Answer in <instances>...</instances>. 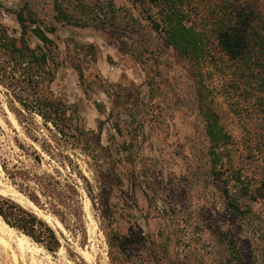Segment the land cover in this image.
I'll return each mask as SVG.
<instances>
[{
  "label": "rangeland",
  "instance_id": "obj_1",
  "mask_svg": "<svg viewBox=\"0 0 264 264\" xmlns=\"http://www.w3.org/2000/svg\"><path fill=\"white\" fill-rule=\"evenodd\" d=\"M25 1L42 26L55 28L41 90L66 117L54 127L25 113L0 82V196L43 221L57 244L50 251L8 225L27 250L0 264H264V203L242 197L238 216L227 209L194 68L153 29L156 9L145 0L65 1L68 12L93 18L74 25L55 19L53 0ZM28 42L42 45L31 33ZM215 109L234 131L221 98ZM16 160L32 174L73 182V214L60 220L19 192L1 167Z\"/></svg>",
  "mask_w": 264,
  "mask_h": 264
},
{
  "label": "trees",
  "instance_id": "obj_2",
  "mask_svg": "<svg viewBox=\"0 0 264 264\" xmlns=\"http://www.w3.org/2000/svg\"><path fill=\"white\" fill-rule=\"evenodd\" d=\"M7 1L0 0V82L11 90L12 100L22 111L37 114L56 127L65 120V110L41 90L45 77L51 75L48 53L53 42L48 34L55 28L42 26L25 0L15 9L5 6ZM65 1L85 6L81 0H53L55 19L74 25L90 23V16L68 12L72 4ZM145 1L156 9L153 29L163 33L164 42L194 68L210 159L217 177L226 178L222 191L227 209L238 216L242 197L264 203V0ZM3 13L13 16L18 29L3 22ZM29 33L42 45L32 48ZM216 98H221L233 116L234 131L225 128L215 109ZM11 110L21 117L19 122L28 120L15 108ZM1 167L19 192L60 220L66 210L73 214L78 208L75 184L68 179L63 183L54 174H32L19 160L10 168L5 163ZM233 188L236 197L228 193ZM0 216L10 227L53 251L54 233L30 211L0 196Z\"/></svg>",
  "mask_w": 264,
  "mask_h": 264
},
{
  "label": "bare ground",
  "instance_id": "obj_3",
  "mask_svg": "<svg viewBox=\"0 0 264 264\" xmlns=\"http://www.w3.org/2000/svg\"><path fill=\"white\" fill-rule=\"evenodd\" d=\"M17 196H15L16 200L19 201V199L21 197L19 198ZM59 229H61V226H60ZM12 232H13L12 228H10L7 224H5V222H3V220L0 218V257L7 258V259H9L11 257L12 259L15 260V259H17V255H18V254H16L15 251H18L19 254L23 253V255H24V251L27 250V249H25L23 247L21 239L17 240V238L16 239L13 238V233ZM21 235L24 236L23 234H21ZM24 246H26V245L24 244ZM8 253H10V255H8ZM19 259L21 260L22 258H19Z\"/></svg>",
  "mask_w": 264,
  "mask_h": 264
}]
</instances>
